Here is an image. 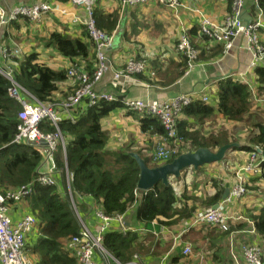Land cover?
Returning <instances> with one entry per match:
<instances>
[{"label":"trees","instance_id":"obj_1","mask_svg":"<svg viewBox=\"0 0 264 264\" xmlns=\"http://www.w3.org/2000/svg\"><path fill=\"white\" fill-rule=\"evenodd\" d=\"M114 1L118 5H122L121 0ZM259 3L264 9V0H259ZM118 10L104 11L94 6L92 8V17L95 27L101 33L110 36L117 24ZM20 21L26 29L35 26L33 24L36 23L27 18L13 21V23ZM197 21H201V18L199 17ZM82 30V35L77 38L71 37L66 33L52 32L46 39L42 40L45 47L53 48L61 57L68 60V66L61 68L49 66L41 61L39 55L33 51L34 44L29 45L27 43L25 48L20 45L19 48L21 49L16 46L3 44V47L8 48L11 54L5 63L12 69V79L38 101L48 102L53 99L54 94L58 91V84L70 79L67 73L69 67L75 68L81 74H91L96 68L94 53L97 50V44L87 35L85 28ZM188 35L191 39L192 48L198 50L199 46L192 42V38L203 36L202 46H207L209 43L215 45V43H221L222 37L220 35H223V32L217 28L215 34L210 36L200 31L198 22L197 25L188 30ZM213 46L209 48L210 52L217 47ZM220 48L222 49L221 46ZM15 49L18 51L17 53H15ZM22 50L26 51L21 52ZM204 53H206L205 50H202L197 61L195 58L191 62V67L187 65L184 71H187L188 74L191 73L198 63L205 60L203 58ZM219 55L220 52H214L205 58L208 60ZM182 60L183 69L186 62V56L183 54ZM181 71L180 73H183V70ZM109 73H112V71L109 70L106 74ZM254 74L257 76L259 84L258 90L264 92V62L254 68ZM245 75H227L226 78L215 83L216 107L210 106L202 102L200 98L196 99V97L192 98L189 104L182 106L177 116H175L177 131L175 137H168L167 131L156 116H139L138 122L141 136L150 143L154 139L153 145H150L151 151L157 148L160 142L168 148L178 147L175 154L194 151L198 148L215 150L221 145L236 143V146L226 151L225 156L221 160L223 165L226 166V170L231 173L241 155L247 157L249 152H255L257 148L264 150V124L251 119L253 113H250L251 106L249 103L251 102L249 97L251 91L249 86L253 83L249 81L251 74ZM71 79L75 81L74 88H76L79 80L75 77H71ZM11 86L12 83L0 73V189H2L0 191L4 193L7 188L14 189L20 185H28L27 187L31 189V192L19 202L24 201L26 211L33 215L36 220L33 236L28 234L25 241V248L29 252L28 256L30 255L29 257L34 263L77 264L75 255H72L66 248L67 241L77 233L79 228L74 210L68 200L69 193H71L75 206L82 216L88 212H92L93 215L96 209H100L109 217L116 215L127 216L130 214L131 221L134 223L131 230L123 232L119 228H113V224L112 228L105 231L102 240L103 247L121 263L133 260L135 253L142 254L147 247H150V243H145L144 246H141L143 237H141L139 232L148 227L153 221H157L159 217L169 220L176 215L190 219L193 215L192 211L196 209V203L203 209L211 207L220 201L225 186L224 183L219 184L220 178L216 179V176H212L207 180L215 190V193L211 196L204 195L199 198H193L186 195V192H180L177 196L171 183V178L168 184L158 183L145 192L139 191V196L135 197L134 191H138L136 184L139 168L130 153L136 152L149 167H156L167 161H153L152 154L146 157L142 156L141 150L132 142H126L118 148L110 149L108 147L109 135L102 127V120L116 109L121 108L124 110L121 101L130 96L126 95L123 87L114 95L117 99L116 101L99 99L96 104L87 106L86 103H89L87 98V102H84L77 111L73 112L75 118L77 117V121L72 122L64 118L58 123V129L64 139L65 147L63 152L61 146H57L55 160L57 168L62 169L63 172L64 170L68 172V183L66 184L65 176L55 174V183L53 185L40 184L36 180V171L42 160V155L31 145L14 142L19 123L18 112L21 109V105L14 97L10 96L9 88ZM95 91L100 92L96 89ZM105 93L113 95V93ZM180 94L182 92L172 97ZM66 95L63 93V96ZM214 111L222 115L227 123L245 122L244 125L249 126L246 140L238 142L235 139L234 141L236 142H231L227 136L220 137L216 135L217 137L209 138L201 136L200 131L196 128L197 122H201L207 116L215 114L216 112ZM130 113L139 114L138 112ZM246 121L251 122L246 124ZM40 130L45 133L56 131L54 127L50 126L49 121H42ZM178 140H180V144L177 143ZM237 153L239 154L234 157ZM219 162L205 165L211 168L218 165ZM204 166L202 165L197 170L190 169L189 171L199 174L204 172ZM219 171L221 173V167H219ZM260 176V191L263 195L264 171ZM205 177L207 178L208 175H205ZM179 178H182V176L175 178V183H180ZM184 178L186 182L189 181L185 184L187 187H198L193 185L198 180V176L186 174ZM245 186L249 190L259 188L258 185L256 187L252 186L251 182H246ZM11 202L10 205L14 204V202ZM188 202H190V208H187V204L186 207L182 204L180 210L175 208L177 203ZM206 226V228H211L212 225L207 224ZM221 230L220 234L222 236H229L232 241H234V237L237 239L240 244L241 254L244 246H256L262 249V243L264 242V205L256 212H249L244 221H229L228 229ZM245 234L251 236V241L244 239ZM206 237L210 236L206 234L204 238ZM204 242H206L204 245L198 246L212 248L210 239L206 238ZM198 250L203 256L199 248ZM183 257L182 254H177L172 263L179 264V259Z\"/></svg>","mask_w":264,"mask_h":264},{"label":"crops","instance_id":"obj_2","mask_svg":"<svg viewBox=\"0 0 264 264\" xmlns=\"http://www.w3.org/2000/svg\"><path fill=\"white\" fill-rule=\"evenodd\" d=\"M38 1L41 0H5L6 4L9 6L33 4ZM48 1L53 2L56 8L58 7L63 11H53L47 14L41 22L33 24L35 26H31L29 29H26L21 21L5 25L0 31V46L8 44L21 49L19 48L20 45L25 48L27 43L29 45L34 44L33 51L39 55L41 61L47 63L49 66L52 65L56 68H61L68 66V60L61 57L53 48L45 47L42 40L46 39L52 32L66 33L74 38L80 37L83 33L82 29H84L81 20L83 21L86 18L87 12L85 6H75L70 0ZM180 2L183 3V7L179 8L177 12H174L168 6L160 2L149 1L147 3L135 5L134 7H127L126 9L115 3L114 0H93V5L104 11L118 10L119 8L117 24L112 31V44L106 49V54L113 66L118 67L121 63H124V60L128 56L138 57L141 54H150L153 55L154 58H149L150 61L148 65H152L155 71V76L153 77L146 76L145 73H142L139 74V77L136 76L135 79L128 80L123 84L115 82L117 86L112 85L111 73L105 74L100 83L95 86L96 90L117 94V91L123 87V89L125 88L124 91L127 96L140 99H164L165 97L174 96L181 92H203L208 88H210V92H214L216 89L215 83L225 75L222 70L242 65L243 58H241L242 54L240 52L241 40L238 39L234 44V49L230 56L222 57L223 60L217 58L210 65L198 63L192 69L191 73L184 75L185 69H182V55L176 50L179 34L183 29L190 30L193 26L197 25L199 17H203L204 15L215 24L221 25L230 11V1L180 0ZM244 9V14L248 13V17L250 16L251 18L253 12L252 2L248 0ZM196 11L201 13L198 15ZM197 38L198 37L192 38V42L198 45L202 50H205L208 55H211L212 53L209 51V48L214 44L209 43L207 46H202V43L196 42ZM23 51L26 50H22L21 52ZM181 70H183V73H180L182 72ZM219 70L223 75L220 74L219 77H213L209 80H201L205 78L203 74H218ZM66 82L69 83V86L71 85L70 81ZM61 89L64 90L62 87ZM138 117L139 115L137 113H130V111H125L120 108L103 118L102 127L109 135L108 147L110 149L118 148L126 142H132L141 150L142 156H150V145H153L154 139L151 143L143 139L140 134ZM219 117L223 122H226L222 115L219 114ZM238 154L239 153L234 155V157ZM245 160L246 156L241 155L235 163V166L243 163ZM205 167L207 166L205 165L204 169ZM39 168L42 170V165ZM59 171L56 174L65 176L67 184L68 175L66 170L63 172V170L59 168ZM187 173V171L183 172L181 175L182 178H179L180 183H175L176 180L174 178L171 179L177 196L180 192H189L185 185L189 181L186 182L184 178ZM205 175H208V177L206 178ZM212 176H216V179L220 178L219 184H231L233 181V176L228 170H222L220 173L219 168L214 169L212 166L209 169H205L204 172L199 173L198 180L193 184L198 186L200 184L205 185L206 183L205 186H207L208 189L206 191H201V188L198 186L189 192L190 195L195 198L204 195H213L215 190L212 188L211 184L207 182L208 178ZM250 179L251 185L254 187L258 185L259 188L249 190L243 196L225 203L227 211H233L234 213H243V211L252 213L256 212L264 205V193L262 195L260 191L261 183L259 179L261 178L257 177ZM182 204H184L185 207L187 204V208H190L189 203H181L175 208L180 210ZM25 211L26 206H24V201L9 206V214L13 219H17ZM124 217L125 227L132 228L134 223L131 221L130 214ZM82 218L91 228H94L96 220L92 212H88L86 215L82 216ZM187 220L188 217H179L176 215L169 220L159 217L157 221L155 220L150 223L148 227H145L146 229H142V231L139 232L141 233V237H143L142 244H140L144 246L145 243H150V247H147L145 249L146 251L141 254V262L143 264H173L172 260L176 255L182 254L181 251L183 246L189 244L192 246L191 258L185 257L182 254L184 257L179 259V264H183L184 260H189L186 264H244L243 256L240 252V244L237 239L234 237V241H232L229 236H222L218 230H207L206 225L192 227L177 239V233L187 227ZM118 227V223H114L113 228ZM206 234L210 236L206 238L210 239L212 242L210 243L212 246L211 249L208 246H197L199 243V245H204L206 243H203V241H206V238H204ZM30 235L33 236V232ZM250 237L249 234H245L244 239H249V241H251ZM201 239L203 240L201 241ZM212 239L214 240L212 241ZM262 246L264 257V242ZM163 247H166L165 250L160 252L161 255H157V251ZM198 248L203 253L204 261L202 262L197 259L195 255V252L199 251ZM129 262H131V260Z\"/></svg>","mask_w":264,"mask_h":264},{"label":"built area","instance_id":"obj_3","mask_svg":"<svg viewBox=\"0 0 264 264\" xmlns=\"http://www.w3.org/2000/svg\"><path fill=\"white\" fill-rule=\"evenodd\" d=\"M70 1L74 5L85 6L87 16L81 23L85 25L88 35L97 44V50L95 52L97 62L96 68L91 74H81L77 72L75 68L68 71L70 78L75 77L79 82L77 83L74 93L67 97L63 106L65 108L66 106L67 108L72 107L83 98L89 99L88 105L96 104L99 99L110 101L115 97L114 95L105 92L100 93L94 89L99 77L103 74L105 75L108 70L107 62L103 55L105 54V47L111 43L110 36L101 33L95 27V22L92 17V0ZM148 1L149 0H121L124 6H135L136 4H143ZM151 1L167 2V6L172 8L175 12L181 7V3L178 0ZM246 1L247 0H232L230 11L220 26H215L203 18L199 23L200 31L211 36L214 35L217 28H219L223 32V35L220 36L224 40H227L229 45H234L239 38L242 40L241 36H243L245 38V45L247 41L250 43L252 41L254 46L257 47L259 42L257 35L259 31V28H257L259 24L258 20H263L262 27H264V18L261 19L264 11L257 4V0H252L255 4L254 16L245 23L241 16ZM53 4L54 3L51 1L41 0L33 4L9 6L6 4L5 0H0V28L5 24L25 18L39 23L47 14L53 11H63L58 7L56 8ZM177 49L184 51L187 58V65L191 67V62L196 58V54L185 32H182L179 37ZM248 50L254 55L252 49ZM8 56L9 49L3 47L1 50L0 62H4ZM144 69L143 61L129 58L126 61L124 69L115 71L114 76L116 80L124 78V76L130 78L133 74L139 73ZM0 73L12 83V86L9 88V94L20 103L22 108L18 114L19 123L17 125V133L14 142L20 143L26 140L43 142V146L40 150L42 160L36 171V180L42 185H53L55 183L54 175L59 171L56 165L55 152L57 151L58 144L63 146V139L58 130V122L62 117L55 112L51 104L42 103L35 98H29L28 92L12 79V69L9 68L6 63L0 65ZM195 97H201L203 100L206 99L204 95L191 91L167 100H158L155 98H125L121 101V104L127 111H136L140 114L156 116L168 134L170 136H175V116H177L182 106L189 104L192 101L191 99ZM42 121H49L50 124L56 128L57 132H42L40 130ZM170 153V151L160 147L155 154V158L165 160L170 156ZM41 165L43 167L42 170L39 168ZM234 170L233 182L230 184L228 197L220 201L216 209L210 207L197 209L193 213L192 218L186 223L187 227L211 224L227 230L229 221L238 222L245 220L244 217L232 216L227 213V211L225 215L222 209L225 203L239 198L246 192L245 183L251 181L250 178H257L263 173L264 153L261 154L258 151L249 152L246 160L235 166ZM27 186L28 185H20L14 189L7 188L4 193L0 191V264H36L28 256L25 248L26 236L33 232L36 225L34 216L25 211L17 219H13L9 214L10 201L17 203L31 192V189ZM69 203L76 214L75 218L79 228L77 233L67 241L66 248L72 255H75L77 264H143L140 257L137 255H133L134 257L131 262L121 263L102 245L103 235L106 230L112 228V224L118 223V228L123 232L132 229L130 227H125L123 215L109 217L100 209H96L93 213L96 224L94 228H91L77 212L71 193H69ZM182 252L184 255H186L187 252L190 253L189 246H185ZM242 256L244 258V264H264L263 252L260 247L244 246L242 248Z\"/></svg>","mask_w":264,"mask_h":264},{"label":"rangeland","instance_id":"obj_4","mask_svg":"<svg viewBox=\"0 0 264 264\" xmlns=\"http://www.w3.org/2000/svg\"><path fill=\"white\" fill-rule=\"evenodd\" d=\"M163 4L168 5L167 2H165ZM198 13H201V12H197V14ZM248 15L249 14L246 13V16H248ZM253 16H254V9H253V12L251 14V18L249 16V19H252ZM263 18H264V13L261 16V19H263ZM251 22H252V20H251ZM250 23H248V24H250ZM258 23H259L258 27H257V28H259V31L257 32V35H258V38H259L258 39L259 40L258 46L255 47L252 41H251V43L247 41L246 45H245V38L243 36H241L242 40L240 38L239 39L241 40L240 52L242 54L241 58H243L242 65L239 66V67H235V68L231 67L229 69H224L222 71H223L224 74H227V75H232V74L233 75H236V74H251L252 75V76L250 75L251 79L249 80L250 82L253 83L251 86H249V90L251 91V95L249 97L250 102H251V103H249L250 106H251L250 113H253L251 119H253V121H260V122H262V124H264V92H262V90L261 91L258 90L259 89V84H258V81H257V76L254 74V68H256L258 65L263 64V62H264V34H263L264 27H262L263 26V24H262L263 20H258ZM112 37H113V34L109 37L110 40H111ZM202 37L203 36L198 37L196 39V42L201 43L202 42ZM251 39H253V38H251ZM214 46H217V47L214 48L211 51V53L220 52L221 57L219 55L216 58H211V59L206 60L205 57L208 55V53H204V57L203 58L205 60H203L201 63H204L206 65H210L217 58L219 60H223L222 57L230 56L232 51H233V49H234V45H232V44L229 45V42L227 40H224L223 38L221 40V43H215ZM220 46L222 47V49L220 48ZM109 47H110V45L106 46L105 49H108ZM248 49H252L253 50L252 52L254 53V55L252 53H250ZM176 50L178 51L179 49H176ZM194 51H195V54H196V61H197L198 56H200L201 53H202V49L199 48L198 50H194ZM94 55H95V53H94ZM103 56H104V58H105V60L107 62V67H108L107 72H108L110 70V68H112L114 66H113V64H111L108 61L107 56L105 54ZM245 56H246V58H245ZM127 58H131V56H128ZM137 58L139 60L143 61L144 62V67L146 69H148L147 65H145V63L149 62L150 61L149 58H154V56L150 55V54H141ZM237 59H239V58H237ZM125 64H126L125 62L121 63L118 67H120L122 69L125 66ZM95 65H96V61H95ZM71 69H73V68L70 67L68 69V71L71 70ZM184 72L187 73V71H184ZM220 74H222V72L220 70L218 71V74H215V73H213V74H203L205 76V78H202L201 80H206V79L209 80V79H211L213 77H219ZM145 75L149 76V74H147V73H145ZM184 75H187V74H184ZM110 76H111V81H112V85L113 86H117V85H115V82H120L121 84H123L124 82H127L128 80H132L131 77L127 78V76H124V78H120L119 80H116V77L112 73H111ZM136 76L138 77L139 75L135 74V78H136ZM103 77H104V74L99 77L96 85L100 83V81L103 79ZM68 81L71 82L70 86H69L68 82H66V83L63 82V83L58 84V91L53 96V99L51 100L52 102H61V101L66 99V96L72 91V89L74 87L72 79H69ZM250 82H248V83H250ZM61 87L64 88V90H62ZM118 92H119V90L117 91V93ZM63 93H65L67 95L63 96ZM202 93L208 99L206 104L215 107L216 106V101H217L215 93L214 92H210V88L205 89V91H203ZM171 98H172V96L165 97L164 99H161V98H157V99H159V100H165L166 99L167 100V99H171ZM116 100L117 99L114 97L110 101H116ZM250 122L251 121H246V124H249ZM228 124H230V125H228ZM244 124H245V122L244 123H239V122H229V123H227V122H223L220 119L219 114H211V115L207 116L205 118V120H203L201 122L198 121L197 124H196V128L200 131L201 136L206 137V138L217 137L219 135L220 137L221 136H227L229 138V141H231V142H236V141H234L235 139L238 142H244L246 140V137H247L246 133L248 132V129H249V126L248 125L245 126ZM219 167H221L222 170H226V166L223 165V161H220L218 165L213 166L214 169H218ZM207 168H210V167H207ZM187 174H189V176H199V174H194L193 172H190V171ZM209 180H211V179H209ZM205 185H206V183H205ZM205 185H202V184L198 185L199 188H201L200 189L201 191H206L208 189V187L205 186ZM187 188H188L189 192L194 190L193 186L192 187L189 186ZM247 190L249 191V188ZM189 192L186 193V195L191 196ZM192 197L195 198L194 196H192ZM68 200H69V197H68ZM190 202H188V203H189V206L191 207ZM198 203H200V202H198ZM180 204L181 203H177L176 206H179ZM195 205H196V209L195 210H197L198 208L201 209L200 206L197 203ZM76 210H77V208H76ZM195 210L192 211V214L194 213ZM222 211L226 215L225 212L227 210H226V206L225 205H224ZM77 212L79 213L78 210H77ZM227 213L231 214L232 216L233 215L234 216H242L244 218L246 216H248V214H249V212H245V211H243V213H241V212L240 213H234L233 211H227ZM74 215L76 217L75 212H74ZM79 215H80V213H79ZM80 216L82 217V215H80ZM86 224L88 225V223H86ZM232 224H236V223H232ZM211 227H212V229L209 227V228H207V230H212V231L213 230H218L220 233L222 232V230H221L222 228L219 227V226L212 225ZM180 233L181 232L177 233V235L180 234ZM202 240L203 239H201V241ZM165 248L166 247H163V248L159 249V251H157L158 252L157 255H161L160 252H163L165 250ZM26 252H27V254H29L27 249H26ZM187 254H188V258H191V254H189L188 252H187ZM134 255H137L138 257H140L141 254L135 253ZM187 261H189V260H184L183 264H186Z\"/></svg>","mask_w":264,"mask_h":264},{"label":"clouds","instance_id":"obj_5","mask_svg":"<svg viewBox=\"0 0 264 264\" xmlns=\"http://www.w3.org/2000/svg\"><path fill=\"white\" fill-rule=\"evenodd\" d=\"M149 1H151V0H149ZM148 1V2H149ZM179 2H180V0H178ZM232 1V0H231ZM231 1H230V4H231ZM248 1V0H247ZM246 1V2H247ZM249 1H251L252 2V6H253V9H254V3H253V1L252 0H249ZM258 1V5L260 6V3H259V0H257ZM71 2V1H70ZM152 2H158V1H152ZM246 2L244 3V6H245V4H246ZM147 3V2H146ZM160 3H165V2H160ZM181 3V7H183V3L182 2H180ZM74 5V4H73ZM136 5H138V4H136ZM166 5V4H165ZM76 6V5H75ZM167 6V5H166ZM91 7L92 8H94V5H93V0H92V5H91ZM121 7H123V8H127V7H134V6H124L123 4L121 5ZM180 7V8H181ZM261 7V6H260ZM262 8V7H261ZM172 11H174L172 8H170ZM243 9H244V7H243ZM245 10V9H244ZM244 10H243V13H242V15L244 14ZM262 10L264 11V9L262 8ZM175 12V11H174ZM198 15H199V13H198ZM202 15H204V14H202ZM242 17V16H241ZM200 18H201V20L204 18V19H206L207 21H209L210 23H212V24H214L215 26H217L218 24H215L213 21H211L209 18H207L205 15L202 17V16H200ZM250 19H248V21H249ZM82 21V20H81ZM248 21H244L245 23L246 22H248ZM199 23H200V21H198ZM11 23H13V22H11ZM11 23H9V24H11ZM9 24H5V25H9ZM82 24V26H84V28H85V25H83V23H81ZM5 25H3V26H1V28H0V31L2 30V28L5 26ZM220 26V25H219ZM85 30H86V28H85ZM87 31V30H86ZM182 32H185V34L187 35V37L189 38V41H191V39H190V37H189V35H188V30L187 29H183L182 31H181V33L179 34V37H180V35L182 34ZM0 34H1V32H0ZM87 35H88V32H87ZM112 35V34H111ZM110 35V36H111ZM178 42H179V38H178ZM178 42H177V44H178ZM111 44H112V38H111V43H110V46H111ZM191 44V43H190ZM2 48H3V46H0V58H1V50H2ZM176 49H177V46H176ZM18 51L15 49V53H17ZM178 52L182 55H185L186 56V54L184 53V51H180V50H178ZM105 55L107 56V54H106V50H105ZM10 56H11V54L9 53V56L7 57V58H10ZM7 58L5 59V61L7 60ZM131 58H133V59H136V60H139L136 56H131ZM107 59H108V61L112 64V62H111V60L109 59V57L107 56ZM129 58H126L125 60H124V62L126 63V61L128 60ZM5 61L4 62H0V65H3V63H5ZM95 61L97 62V60H96V53H95ZM145 65H147V68L148 69H144L143 71H141V72H139V73H136V74H142V73H147V74H149V76L150 77H153V76H155V71H154V69H153V67H152V65L151 66H149L148 65V62L147 63H145ZM187 66V58H186V62H185V66H184V69H186L185 67ZM69 69V68H68ZM122 69H124V67L122 68ZM120 67H112V68H110V70L112 71V74H114V72L115 71H119V70H122ZM68 73V72H67ZM184 74H188V72L187 73H185L184 72ZM229 76V75H228ZM227 77V74H225L224 76H222L220 79H218L217 81H219V80H222V79H224V78H226ZM69 78H70V76H69ZM8 79V78H7ZM71 79V78H70ZM131 79H135V74H133L132 76H131ZM74 82L75 81H73V86H74ZM20 86V85H19ZM21 87V86H20ZM23 88V87H22ZM24 90H25V88H23ZM94 89H95V87H94ZM74 90H75V88L73 87V89H72V93H69V95H72L73 93H74ZM26 91V90H25ZM27 92V91H26ZM188 92H191V91H188ZM188 92H182V94H185V93H188ZM196 93H198V94H200V95H204L203 93H202V91H195ZM28 96H29V98H31V99H33V98H35L33 95H31L29 92H28ZM55 95V94H54ZM68 95V96H69ZM113 95H115V94H113ZM181 95V94H180ZM68 96H66V99H67V97ZM205 96V95H204ZM206 97V96H205ZM128 98H131V97H128ZM173 98V97H172ZM200 98V100L202 101V102H204V103H207V101H208V99H207V97H206V99L205 100H203L201 97H199ZM199 98H196V99H199ZM36 99V98H35ZM65 99V100H66ZM133 99H140V98H133ZM65 100H63V101H61V102H52V101H48V102H42V103H49V104H51L52 106H53V108L55 109V112L57 113V114H59L61 117H62V119H64V118H67V119H69V120H71L72 122H75V121H77V117L75 118V116L73 115V112H75V111H77L82 105H83V103L84 102H87V99L86 98H83V99H81L77 104H75L74 106H72V107H68L67 108V106H66V108L63 106V104H64V102H65ZM159 100V99H158ZM86 105L87 106H89L87 103H86ZM217 106V105H216ZM215 106V107H216ZM22 109V108H21ZM21 109L19 110V112L21 111ZM215 109V108H214ZM125 110V109H124ZM125 111H127V110H125ZM19 112H18V114H19ZM131 112V111H130ZM134 112H136V111H134ZM214 112H216V113H218L217 111H214ZM139 113V112H138ZM140 117H142V116H144V115H146V114H138ZM139 118V117H138ZM61 119V120H62ZM60 120V121H61ZM59 121V122H60ZM18 122H19V120H18ZM58 122V123H59ZM50 126H52V127H54L52 124H50ZM55 128V127H54ZM55 130H56V128H55ZM59 130V129H58ZM175 131H176V126H175ZM43 132V131H42ZM55 132H57V130L55 131ZM55 132H52V133H55ZM60 132V131H59ZM45 133V132H44ZM61 134V133H60ZM167 134H168V132H167ZM177 135V131H176V134H175V136ZM62 136V135H61ZM175 136H170L169 134H168V137H175ZM15 138V137H14ZM62 139H63V137H62ZM165 139V138H164ZM31 142H33V145L32 144H29V143H31ZM21 143V142H20ZM22 143H26V144H28V145H31V146H33L39 153H40V150H41V147L43 146V142H38V141H33V140H26V141H23ZM177 143H179L180 144V140H178L177 141ZM58 145H60L61 146V148H62V150H63V152H64V147H65V142H64V139H63V146L61 145V144H58ZM160 147H163L165 150H168V151H170L171 153H170V156L167 158V159H157V158H155V154L157 153V151L159 150V148ZM177 148L178 147H176V148H168L165 144H163V143H159V145L157 146V148H155L153 151H151V154H152V160L153 161H158V160H164V161H167L166 163H168V162H170L173 158H175L176 156H178L179 154H175L176 153V151H177ZM172 150H173V152H172ZM216 150V149H215ZM215 150H213V151H215ZM255 151H258L259 153H264V150H262V149H260V148H257ZM187 152V151H186ZM136 153V152H135ZM184 153V152H183ZM41 154V153H40ZM174 155V156H173ZM140 156V155H139ZM172 156H173V158H172ZM142 158V157H141ZM172 158V159H171ZM171 159V160H170ZM168 160H170V161H168ZM221 161V160H220ZM165 164V163H164ZM163 165V164H162ZM205 165V164H204ZM203 165V166H204ZM160 166V165H159ZM59 169V168H58ZM190 169H193L192 167L191 168H187V169H185L184 171H189ZM235 169V168H234ZM233 169V171L230 173V174H232V176H233V172H235V170ZM183 171V172H184ZM183 172L180 174V176L183 174ZM68 173V172H67ZM179 176V177H180ZM258 177H260L261 178V176H258ZM171 178H174V177H170L169 178V180L171 179ZM175 179V178H174ZM233 182V181H232ZM231 182V183H232ZM249 182H251V181H249ZM168 183H169V181H168ZM226 184H228L229 185V188H230V184L229 183H224V185H226ZM136 189L138 190V191H134V193L136 192V195H135V197L137 198L138 196H139V193L140 192H145V191H147V190H145V191H142V190H139L137 187H136ZM230 190V189H229ZM140 191V192H139ZM247 187H246V192L245 193H247ZM244 193V194H245ZM243 194V195H244ZM242 195V196H243ZM228 197V196H227ZM241 197V196H240ZM221 199V198H220ZM220 201H223V200H220ZM220 201H218L217 202V204H219V202ZM189 220V219H188ZM188 220H187V222H188ZM186 222V223H187ZM193 227H196V226H193ZM190 228H192V227H186L185 229H183L182 231H181V233L180 234H178V235H176V238L178 239V238H180L181 236H182V234L183 233H185L187 230H189ZM189 246V248H190V253L189 254H192V246H190L189 244H185L184 246H183V248L185 247V246ZM183 248H182V250H183ZM181 253L183 254V252L181 251ZM184 255V254H183ZM195 255L197 256V259H199L201 262L202 261H204V258H203V256L199 253V251H196L195 252ZM185 257H188V254H186V255H184ZM245 263V262H244ZM201 264V263H200Z\"/></svg>","mask_w":264,"mask_h":264},{"label":"water","instance_id":"obj_6","mask_svg":"<svg viewBox=\"0 0 264 264\" xmlns=\"http://www.w3.org/2000/svg\"><path fill=\"white\" fill-rule=\"evenodd\" d=\"M244 21H248L249 17L246 14L242 15ZM33 145V142L29 143ZM236 143L224 144L217 148L215 151L209 148H198L194 151H187L179 154L173 158L170 162L156 167H149L145 164L143 158L137 153L131 152L130 155L136 161L139 168V174L136 187L139 190L145 191L152 189L158 183L168 184L169 178H178L180 174L187 168H193L197 170L204 164L218 162L223 159L226 151L236 146ZM229 195V185L226 184L221 200H225ZM218 204L215 203L211 206L212 209H216Z\"/></svg>","mask_w":264,"mask_h":264},{"label":"bare ground","instance_id":"obj_7","mask_svg":"<svg viewBox=\"0 0 264 264\" xmlns=\"http://www.w3.org/2000/svg\"><path fill=\"white\" fill-rule=\"evenodd\" d=\"M106 102V101H105ZM74 212V211H73Z\"/></svg>","mask_w":264,"mask_h":264}]
</instances>
